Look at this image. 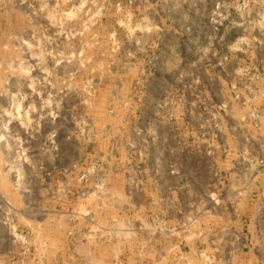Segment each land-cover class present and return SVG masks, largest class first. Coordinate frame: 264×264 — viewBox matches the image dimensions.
<instances>
[{"label":"rangeland","instance_id":"rangeland-1","mask_svg":"<svg viewBox=\"0 0 264 264\" xmlns=\"http://www.w3.org/2000/svg\"><path fill=\"white\" fill-rule=\"evenodd\" d=\"M263 160L264 0H0V264H264Z\"/></svg>","mask_w":264,"mask_h":264},{"label":"crops","instance_id":"crops-1","mask_svg":"<svg viewBox=\"0 0 264 264\" xmlns=\"http://www.w3.org/2000/svg\"><path fill=\"white\" fill-rule=\"evenodd\" d=\"M118 192L116 193L117 196L123 191ZM139 195L140 194L136 195V199H140ZM122 201L119 200V203L121 204ZM123 204L124 203H122L121 207H123ZM103 210L104 212L102 213L97 209H89V207H84L82 209L81 207H75L68 213H64V221L66 222L58 227H54L53 231H59L60 233L66 229H72L73 231L78 230L80 232L82 230L86 231L96 219H100V217L110 213L109 207ZM62 234L63 238L49 237V240H45L48 248L41 259L42 264H78L79 261H84L85 264L139 263H137L136 259L133 257H127V261L123 259L125 256L124 246L122 240H119L118 237L111 240L96 241L95 238H90L88 234L83 235V232L75 234L74 237L71 238L65 237L64 233Z\"/></svg>","mask_w":264,"mask_h":264},{"label":"built area","instance_id":"built-area-1","mask_svg":"<svg viewBox=\"0 0 264 264\" xmlns=\"http://www.w3.org/2000/svg\"><path fill=\"white\" fill-rule=\"evenodd\" d=\"M259 166L264 167V160L260 161Z\"/></svg>","mask_w":264,"mask_h":264}]
</instances>
